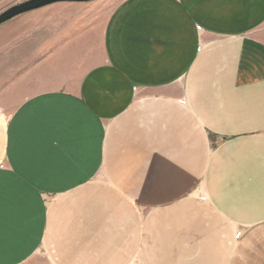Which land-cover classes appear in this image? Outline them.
<instances>
[{"label":"crops","instance_id":"1","mask_svg":"<svg viewBox=\"0 0 264 264\" xmlns=\"http://www.w3.org/2000/svg\"><path fill=\"white\" fill-rule=\"evenodd\" d=\"M75 4L0 26V264H264V0Z\"/></svg>","mask_w":264,"mask_h":264},{"label":"rangeland","instance_id":"2","mask_svg":"<svg viewBox=\"0 0 264 264\" xmlns=\"http://www.w3.org/2000/svg\"><path fill=\"white\" fill-rule=\"evenodd\" d=\"M26 1V0H25ZM23 0H0V14L12 7L13 5L25 2ZM118 0H96L89 3H77L73 6L74 19L77 17V26H81L85 23V20H88V24L91 28H94L96 31L102 29V25L106 22L107 18L110 16L114 6ZM83 17V21L80 18ZM82 21V24H81ZM97 32V34H98ZM93 36H96L95 33ZM240 234V233H238ZM238 237V236H237Z\"/></svg>","mask_w":264,"mask_h":264},{"label":"water","instance_id":"3","mask_svg":"<svg viewBox=\"0 0 264 264\" xmlns=\"http://www.w3.org/2000/svg\"><path fill=\"white\" fill-rule=\"evenodd\" d=\"M96 0H28L8 8L0 14V26L6 22L31 11L56 3H89Z\"/></svg>","mask_w":264,"mask_h":264},{"label":"built area","instance_id":"4","mask_svg":"<svg viewBox=\"0 0 264 264\" xmlns=\"http://www.w3.org/2000/svg\"><path fill=\"white\" fill-rule=\"evenodd\" d=\"M180 103H181V104H185V101L181 100ZM237 236L239 237L240 234H238Z\"/></svg>","mask_w":264,"mask_h":264}]
</instances>
